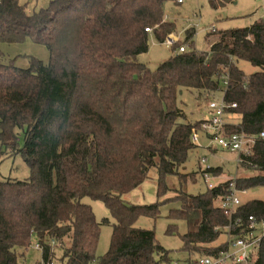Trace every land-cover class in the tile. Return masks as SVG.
<instances>
[{
	"label": "trees",
	"instance_id": "16d2710c",
	"mask_svg": "<svg viewBox=\"0 0 264 264\" xmlns=\"http://www.w3.org/2000/svg\"><path fill=\"white\" fill-rule=\"evenodd\" d=\"M167 1L51 0L27 13L19 0H0V145L20 153L30 172L23 180L0 179V264H31L24 255L33 237L43 260L34 264L51 263L56 245L61 264L168 263L169 250L155 231L136 222L140 216L156 219L160 207L173 202L180 206L169 209L167 233L179 234L183 250L203 257L227 249V240L218 242L223 234L228 238L230 224L220 198L231 179L196 195L185 190L189 173L182 167L197 146L192 134L201 131L203 119L185 121L177 98L182 88L221 91L227 103L237 104L226 109L239 118L227 132L259 135L264 130V17L246 27L211 31L207 39L214 34L215 40L205 51L195 47L190 27L178 51L174 43L171 55L152 69L138 56L148 52L150 34L163 42L175 31L165 17ZM27 41L46 47L48 59L10 58L4 51L5 44ZM18 57L27 66L17 64ZM239 60L260 70L246 73ZM238 165L248 172L237 177L239 188L264 186L263 138L239 155ZM152 167L157 169L156 202L126 201L123 195L149 179ZM205 170L215 177L222 173L219 166ZM172 175L181 185L168 197ZM85 197L102 201L112 219L97 220ZM249 216L264 223V200L237 207L234 235L249 230ZM239 218L242 223L235 224ZM178 219L187 224L183 234ZM103 224L113 231L108 250L98 255ZM187 262L197 264L190 257ZM247 264H264V235Z\"/></svg>",
	"mask_w": 264,
	"mask_h": 264
},
{
	"label": "rangeland",
	"instance_id": "374dc122",
	"mask_svg": "<svg viewBox=\"0 0 264 264\" xmlns=\"http://www.w3.org/2000/svg\"><path fill=\"white\" fill-rule=\"evenodd\" d=\"M51 0H19L20 4L25 6L27 13H33L40 10L43 7L49 5ZM264 6V0H227L224 4H220L219 0H169L165 3V17L167 20L175 23V51H178V44L180 41H185L186 29L195 28L194 42L195 47L198 50H208L212 40H215L214 34L210 35L207 39V35L214 30H224L235 27H246L252 24L258 17H264L262 8ZM171 33V35L173 34ZM150 47L148 52L142 53L138 56V60L147 64L150 68L157 67L162 61L167 59L173 52L172 46H169L165 41L160 42L153 34H150ZM187 49L190 46L185 42L183 43ZM4 51L11 58L18 54L32 55L43 60H47L49 53L46 47L38 44H34L27 41L23 44H5ZM17 64L20 66H27V60L25 58H17ZM237 65L243 69L246 73H252L260 70V67L251 64L246 60L236 61ZM215 98L216 100L223 98V93L217 91L215 93H202L194 89L182 88L178 93V106L185 113V121H196L206 118L207 104ZM233 117L229 123H233L234 118H238V115L232 114ZM235 116V117H234ZM199 143L189 152L188 159L182 167L184 173H189L185 181V190L190 194H199L208 188L207 182L199 169H205L207 167H221L222 173L219 176H210L213 184H218L224 180L245 175L248 172L239 167V153L222 150L219 148L213 140L209 138L205 133L198 130ZM20 144L23 142L22 135L19 136ZM0 179L12 178L23 180L29 177V168L24 161L20 153L10 152L1 148L0 145ZM202 159L206 161L201 162ZM250 174V173H249ZM150 178L147 179L140 187L130 191L123 195V198L128 202L138 204L154 203L157 200V169L152 167L149 171ZM167 182L171 185V190H168L166 195L168 197H174L176 188L179 189L181 182L177 176H168ZM239 198L242 203L250 200L260 199L264 200V186H254L245 193H239ZM84 202L91 205L96 219L101 221L104 217L112 216L104 203L99 200L85 197ZM180 203H165L160 207V216L153 219L148 216H140L137 219L136 226L153 229L155 231L158 242L169 250V256L171 261L164 264H189L187 262L190 257L193 260H198L199 255L189 254V252L183 250L182 240L179 234L170 235L167 233V227L172 220L168 217L169 209L172 207H179ZM174 222V221H173ZM178 231L183 234L187 230V224L185 220L178 219L177 221ZM113 227L111 224L101 225L100 238L97 248V254H104L111 242ZM264 233V223H259L256 230V236H261ZM227 235L223 234L219 237V241H226ZM38 241L36 237H33L32 243L25 251L24 260L27 263H39L42 262L41 248L37 247ZM55 255L51 263L43 264H61L62 250L59 246H55ZM204 253L206 251H203ZM246 264V263H243Z\"/></svg>",
	"mask_w": 264,
	"mask_h": 264
},
{
	"label": "built area",
	"instance_id": "2783aa9c",
	"mask_svg": "<svg viewBox=\"0 0 264 264\" xmlns=\"http://www.w3.org/2000/svg\"><path fill=\"white\" fill-rule=\"evenodd\" d=\"M182 0H179V2ZM264 11V6L262 8ZM150 31V28H146ZM169 46H172L175 42V38L172 35H168L164 40ZM185 46H181L179 51H184ZM229 77L224 81L225 85H228ZM229 107H237L236 103H227L224 98L216 100L211 98L207 104L208 116L203 119L201 124V131L205 133L209 138L213 140L219 148L222 150H230L238 152L239 155L242 153H249L252 146L254 145L257 138L264 139V130L260 131L259 135H247L244 130L236 132H227L228 122L226 121L227 110ZM192 141L198 145L199 136L198 132L192 134ZM206 160L202 159L201 162L204 163ZM239 162V161H238ZM208 168V167H207ZM206 169V168H205ZM203 171V177L205 178L209 188L214 187L216 184L210 182V176H213L210 172ZM203 170V169H202ZM229 189L220 198V207L223 209L225 214L230 219V224L227 226L228 247L219 256H203L197 260V264H225L231 263H249L253 261L257 256L260 243L264 233L261 236H256L255 232L258 229L259 223L253 216H249L251 221L249 230L245 234L234 235L232 233V218L235 211L239 205L242 204L239 193H245L246 189H241L237 184V177L230 178ZM242 219H238L235 224H241ZM261 224V223H260ZM39 247V244H37Z\"/></svg>",
	"mask_w": 264,
	"mask_h": 264
},
{
	"label": "crops",
	"instance_id": "0c3cea01",
	"mask_svg": "<svg viewBox=\"0 0 264 264\" xmlns=\"http://www.w3.org/2000/svg\"><path fill=\"white\" fill-rule=\"evenodd\" d=\"M180 2H182V1H180ZM262 11H263V10H262ZM263 12H264V11H263ZM170 35H171V34H170ZM172 36L176 37L174 33L172 34ZM176 38H177V37H176ZM207 114H208V112H207ZM231 115H232V114H228V113H227L226 121H227L228 123L230 122V121H229L230 119H228V117H229V116H230V117H233V116H231ZM234 117H235V116H234ZM203 119H205V118H203ZM238 121H239V118H237V119L234 118V119H233V123H238Z\"/></svg>",
	"mask_w": 264,
	"mask_h": 264
}]
</instances>
